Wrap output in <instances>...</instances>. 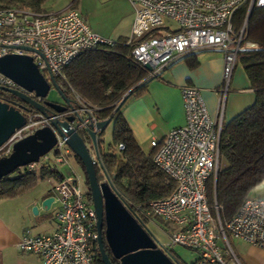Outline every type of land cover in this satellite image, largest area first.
<instances>
[{"label": "built area", "instance_id": "built-area-1", "mask_svg": "<svg viewBox=\"0 0 264 264\" xmlns=\"http://www.w3.org/2000/svg\"><path fill=\"white\" fill-rule=\"evenodd\" d=\"M127 1L134 13L127 42L132 44L151 30L156 33L132 45L128 57L145 70L146 78L159 77L169 64L190 53L219 50L223 54L222 86L215 106L217 116L212 117L207 112L197 87L181 86L184 124L171 128L161 137H152L149 142L150 148H155L152 161L165 173L166 181L173 183L174 189L167 196L150 200L144 207H135L131 213L143 225L155 218L171 225L170 241L163 244L169 252L170 245H181L197 253L196 264H239L228 235L264 248V199L246 197L236 213L222 222L216 202L213 205L208 202L206 183L211 178L215 180L219 168V144L224 128L221 119L233 67L241 51L252 47V43L246 41V19L235 29L232 16L245 3L247 13L252 6L264 7V0ZM168 22L176 27L170 29ZM114 42L91 31L80 12L72 6L56 12L0 8V56L28 55L47 79L49 74L59 80L65 79L64 68L78 54ZM0 86L23 92L40 103L44 100L2 73ZM70 96V105L65 111L59 113L50 109L46 115L11 93L2 96L0 100L18 109L25 122L0 145V158L12 152L17 140L37 128L50 126L53 120H65L67 116H73L67 126L81 135L87 150V141H90L93 150L89 131H95L96 135L100 132L95 124L101 120L97 115L101 107L86 103L75 92ZM53 130L56 142L51 150L37 162L21 165L15 171L41 167L53 171V176L45 178L53 181L49 196L53 197L52 216L57 227L46 233L26 229L16 247L37 255L39 264H93L98 250L96 212L84 189L83 178L72 164L73 151L67 145V136ZM123 148V143L116 145L117 152ZM90 155L94 166L100 169L99 181H109L99 157L94 152Z\"/></svg>", "mask_w": 264, "mask_h": 264}, {"label": "trees", "instance_id": "trees-1", "mask_svg": "<svg viewBox=\"0 0 264 264\" xmlns=\"http://www.w3.org/2000/svg\"><path fill=\"white\" fill-rule=\"evenodd\" d=\"M46 0H0L1 7H23L34 11H44ZM247 4L240 6L233 14L234 28H239L246 15ZM246 40L252 47L239 54L241 67L254 89V102L224 124L221 131L219 154L223 162L216 178L206 183V197L210 205H218L220 221L230 219L238 210L249 192L264 179V7L252 6L247 15ZM155 30L147 32L128 43V38L115 40L112 45H101L78 54L64 68L65 79L55 78L65 96L71 99L75 92L86 103L101 107L97 115L101 120L111 118L113 124L112 144H124L115 152L103 150L102 130L97 135L99 163L109 175L110 182L120 200L129 212L135 207H144L150 200L169 195L174 185L167 182L165 173L152 161L155 148L145 152L126 123L122 108L128 97L144 92L152 78H146L143 68L129 60L131 46L142 41ZM128 97L119 109L118 102L124 94ZM74 160L84 168L80 159L73 153ZM97 175V167L94 166ZM95 175V176H96ZM53 176L46 167L31 171H14L12 175L0 178V198H13L37 183V179ZM86 179V184L87 178ZM99 180V178L97 177ZM88 199L91 200L88 192ZM111 264H119L104 241ZM95 251L93 264H103ZM178 262L182 263L172 252Z\"/></svg>", "mask_w": 264, "mask_h": 264}, {"label": "crops", "instance_id": "crops-1", "mask_svg": "<svg viewBox=\"0 0 264 264\" xmlns=\"http://www.w3.org/2000/svg\"><path fill=\"white\" fill-rule=\"evenodd\" d=\"M75 3L76 1L71 2L68 6L73 7ZM131 8V5L124 8L125 12L115 21L113 20L108 28L98 27L94 21H91L88 16L93 15L91 11L85 13L86 23L98 35L114 40L128 38L134 19ZM222 55L219 50H203L187 54L169 64L160 72L159 77L152 78L143 93L128 97L127 104L125 103L121 110L122 115L141 147L149 146L152 137H161L171 128L184 124L181 86L197 87L207 112L212 117L217 116L215 106L222 86ZM241 66L236 63L233 67L228 91L225 93L221 119L224 124L255 100L254 89L250 86ZM39 185L40 182H37L33 187L13 198H0V264H39L37 255L19 251L16 247V242L26 229H30L33 233H46L51 232L55 227L52 223L55 205L51 204L46 209L41 203L49 196L50 187ZM248 195L264 199V179L252 188ZM33 207L37 208L36 213L32 211ZM231 238V247L239 264H264V248L241 239Z\"/></svg>", "mask_w": 264, "mask_h": 264}, {"label": "water", "instance_id": "water-1", "mask_svg": "<svg viewBox=\"0 0 264 264\" xmlns=\"http://www.w3.org/2000/svg\"><path fill=\"white\" fill-rule=\"evenodd\" d=\"M249 14V11L247 15ZM247 19V16H245ZM147 69L149 65L145 64ZM0 73L11 78L20 87L28 91H34L36 95L44 98L43 102H37L23 92L8 89L0 86V91L9 92L17 96L22 102H25L36 108L42 114L46 115L48 110L63 112L70 105V100L59 88L55 77L49 74V78L42 76L37 66L33 64L32 58L24 54H6L0 56ZM56 89L63 103L46 101L45 97L52 87ZM128 97V93L121 97L116 108L119 109ZM73 116H67L65 120H53L51 125L42 126L34 130L31 134L17 140L13 144L12 152L8 156L0 158V178L12 174L21 165L36 161L40 156L51 150L56 142V136L53 129L61 135H66L67 145L71 151L80 159L85 176L88 182V190L91 196L92 205L97 216V249L103 264H111L107 252H105L104 241L110 249L112 256L118 259L119 264H181L178 260L164 248L154 235L147 229L142 222L136 218L125 204L120 200L116 190L110 181H99L97 179L92 158L87 150L81 135L69 128V121ZM111 118L99 120L96 128L100 131L108 125ZM25 122L24 115L0 100V145L9 135ZM89 138L93 144V150L96 157H99L97 148V135L93 130L89 131ZM52 196L42 200V207H50ZM32 211L36 213L37 208Z\"/></svg>", "mask_w": 264, "mask_h": 264}, {"label": "rangeland", "instance_id": "rangeland-1", "mask_svg": "<svg viewBox=\"0 0 264 264\" xmlns=\"http://www.w3.org/2000/svg\"><path fill=\"white\" fill-rule=\"evenodd\" d=\"M74 1H76V3L74 4L73 7L76 8L77 11L80 12L81 16L85 20V23H86L85 13H87L88 11H91L93 13V15H91V17H90V15L87 14L89 16L90 20L94 21V23H96L98 25V27H102V28H105V27L108 28V26H110V23L113 20L115 21L121 14H123L125 12V9L130 6V4L126 0H109L106 2H100L99 0H46L45 3L43 4V6L45 8L44 9L45 11H55L56 12V10L63 9V7L68 6L71 2H74ZM245 16H247V11H246ZM168 23H169L170 29H174L176 27V25L174 23H172V22H168ZM87 25L89 26L88 23H87ZM89 28H90V26H89ZM244 29H245V36H246L247 35V21H245V28ZM90 30L92 31L93 29L90 28ZM252 46H255V45H252ZM237 64L241 65V62L239 59H237ZM7 95H9V93L0 92V99H2V96H7ZM61 99L62 98L60 97V95L58 94L56 89L53 88V86L50 87V89L47 93V96L45 97V100L63 103V101ZM127 102H128V99L126 100L125 103L127 104ZM112 132H113V124L111 122H109L108 125L103 128L101 136H99V137L102 141L101 146L103 147L102 148L103 150H108L111 147H113L110 150L116 152V146H113V144H112V137H111ZM87 145H88V150H90V153H93L94 151L91 150L92 148H91L90 141H87ZM142 147H140V148H142ZM150 149L151 148L149 145V146L144 148V151L148 152ZM71 161H72V164L74 165L75 169L81 174L80 176H82L84 178L83 171H82L80 165L76 163L77 161L74 160V158H72ZM222 162H223V160L220 158L219 159V166L222 165ZM59 167L62 168L61 166H59ZM38 170L39 169L37 168L36 169L37 173H38ZM97 170L98 171H97L96 176L100 180L101 179V172H100L99 168H97ZM12 174H13V172H12ZM12 174H10V175H12ZM37 182H40L41 186H47V187H50L53 183V181L46 180V178H44V179L38 178ZM52 223L55 225V227H57V223L55 220ZM144 225H146L147 229H149V231L154 235L153 237H155L162 244H168L169 243L170 237H168V235H169L170 230H171V227H170L171 225L168 224L166 221H164L160 218H155L154 221L153 220H147L146 223H144ZM55 227H53V228L55 229ZM231 237H232L231 235H228V241H229L230 247L232 245V240H231L232 238ZM168 249L182 263H184V264H196L195 260L197 259V253L194 250L185 248L184 246H181V245H170Z\"/></svg>", "mask_w": 264, "mask_h": 264}, {"label": "flooded vegetation", "instance_id": "flooded-vegetation-1", "mask_svg": "<svg viewBox=\"0 0 264 264\" xmlns=\"http://www.w3.org/2000/svg\"><path fill=\"white\" fill-rule=\"evenodd\" d=\"M0 92H2V91H0ZM83 178V177H82ZM110 181V180H109ZM83 182H84V186H85V188L84 189H86L87 190V194H88V192H89V190L87 189L88 188V184H86V179H85V176H84V178H83Z\"/></svg>", "mask_w": 264, "mask_h": 264}]
</instances>
